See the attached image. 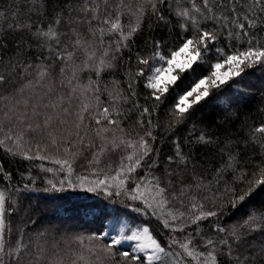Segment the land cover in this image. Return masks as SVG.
I'll use <instances>...</instances> for the list:
<instances>
[{
	"label": "trees",
	"instance_id": "1",
	"mask_svg": "<svg viewBox=\"0 0 264 264\" xmlns=\"http://www.w3.org/2000/svg\"><path fill=\"white\" fill-rule=\"evenodd\" d=\"M59 3L67 12L52 25L60 43L42 40L43 55L29 57L34 67L19 75L13 69L9 87L0 89V193L7 210L5 251L11 254L4 257L5 264L9 259L15 264L17 258L21 264H134L120 255L131 253L127 248L99 237L107 221L119 218L126 220L127 232L146 227L161 244L164 250L151 264H202L210 259L209 251L219 264H236L237 256L243 260L250 249L264 247V185L253 186L239 199L253 173L264 168V133H254L264 125V63L245 67L240 76L212 88L182 120L172 114L171 90L160 101L153 98L145 86L149 64L140 63L157 55L171 58L187 38L199 35L198 29L214 33L211 51L195 73L181 75V90H186L209 76L211 65L224 62L226 55L264 49L261 6L253 7L254 0H209L208 11L203 0ZM39 4L41 0H0V72L8 74L9 62L17 59L12 45L16 33L9 34L13 22L46 26L54 19L30 7ZM84 5L98 11H80ZM181 11L190 15H178ZM113 23L120 27L112 29ZM31 51L35 56L42 49L32 45ZM57 52L73 56L57 61ZM101 60L113 67H102ZM49 63L41 79L38 73ZM140 71L144 75H137ZM30 105L39 108L41 121L53 116L52 137L24 134L18 139L25 125L13 118L27 111L32 119ZM56 118L64 123L55 126ZM141 140L148 145L143 156ZM178 151L186 163L179 161ZM208 211L215 215L206 216ZM250 216L255 222L245 227ZM44 231L54 235L47 245ZM233 233L241 234L239 248ZM208 239L215 249L205 247ZM223 241L232 245L231 255ZM181 245L197 257H188ZM144 264H149L145 257Z\"/></svg>",
	"mask_w": 264,
	"mask_h": 264
},
{
	"label": "snow or ice",
	"instance_id": "2",
	"mask_svg": "<svg viewBox=\"0 0 264 264\" xmlns=\"http://www.w3.org/2000/svg\"><path fill=\"white\" fill-rule=\"evenodd\" d=\"M204 9L206 11L209 10V0H203ZM261 6V10L264 11V0H254V5ZM30 7H33L36 9V12L39 13L41 9L44 10V14L48 15L50 17H54V19L49 21L48 25H36L34 22H25L23 20L19 22H13L9 26V34H11L13 31L16 33V35L13 38L12 45H13V51L14 54L17 56L16 61L13 63L12 61L9 62V65L7 66L9 69V73L5 74L4 72H0V89H7L11 83V71L13 69H19V72H17V75L20 74V72H26L29 68H33L34 65L29 62V57H32L33 59H36L38 56L43 55V48L44 45L41 43L42 40H45L47 38H53L56 40L57 44L60 43L58 33L53 31L52 25L53 24H59L61 23L62 15H67V12L65 10L64 5L59 3V0H41V4L39 5H30ZM153 8L155 10V5H153ZM75 11V9H73ZM80 11L84 12H97L98 7L95 8H88L86 5L82 6ZM197 12L200 11V9H196ZM32 13H29V19H31ZM178 15L181 16H189L190 14L187 11H181L178 13ZM97 17L95 15L92 16V19H96ZM207 18V17H206ZM160 19H163V17H160ZM215 19V17H213ZM247 19V18H246ZM108 18H105L103 23H108ZM193 25L197 24L195 20L192 21ZM112 29H118L120 25L118 23L112 24ZM239 27L243 29L245 27L244 24H239ZM137 29L133 28L132 32H135ZM187 30V29H186ZM101 35H103V29H100ZM198 36H193L191 38H187L186 41L182 44V46L179 48L178 51H174L171 53V58L167 59L166 67H155V65H150L149 71L153 72L154 74L147 76V84L145 85L147 88L153 90L152 95L153 98L157 101L161 100L162 96H167L170 93L173 95V98L175 99V103L173 106V116L177 119H184L186 117L191 116L195 111V106L199 105L202 101L206 100V98L210 95V89L211 88H218L220 85L225 84L230 78L240 76L243 72V67H251L255 63H264V49H257L253 50L249 48L248 51L245 52H239L238 55H226L224 62H216L214 65H211L215 70L211 72V74L204 78H198L197 80H194L192 82V85L189 86L186 90H181V75L185 72H190L192 74L195 73L196 68L195 66L203 62L205 60V56L208 52L211 51V48L209 47V43L216 40V35L212 32L205 31V30H199ZM132 33H129L131 35ZM93 35H95V32H93ZM229 35H232V33H229ZM127 37H124L122 34V39H126ZM0 39H3V37H0ZM77 44H79V41H76ZM32 45H36L37 47L41 48L42 51L34 56L33 52L31 51ZM2 46V45H0ZM117 50H119V43L117 44ZM51 51V50H49ZM217 53L223 55L222 51L220 49L216 50ZM95 54L93 53V56ZM104 55H107V52L104 53ZM73 56L72 52H69L67 54V57L61 55L59 52L55 54V60H64L68 59L70 60ZM184 56V59H179V57ZM91 59V57H90ZM112 59H115V57H112ZM160 60H164L165 58L163 56L159 57ZM140 63L143 64H149L148 60L141 59ZM38 64H42V62L38 61ZM227 64L229 70L225 72H221L220 70ZM23 65V67H21ZM100 65L104 68H111L113 65L111 62L105 63L104 60L100 61ZM3 66V58L0 57V67ZM51 64L49 63L47 69L45 71L39 72L38 75L40 78H44L48 74V70H50ZM101 70L100 67H97L96 71L99 73ZM65 71V68L62 66L60 68V72L63 73ZM137 75H144L143 71H140L137 73ZM72 81L68 80V84H71ZM132 85L129 83V88H131ZM51 91V89L49 90ZM73 93L75 92V89L73 88ZM98 91V90H97ZM32 112V119H29L27 111L23 113V117H14V120H19L21 124H24L25 127L21 128L20 133L17 134L18 139L22 138L24 134L29 135H36L39 134L40 136H49L52 137V131L54 130L53 125V116L51 115H44L43 120H40L41 112L39 111V108L35 105H30ZM51 107L55 108L56 105L53 104ZM87 106H84V109L86 110ZM144 113H147L149 110L145 108ZM105 119L108 117V109L104 110L103 113ZM5 118L7 119V113H5ZM82 120L83 117H80ZM12 121L9 120L8 124H11ZM64 123V121L60 120L59 118H56V125L59 126L60 124ZM99 123V121H97ZM112 123H115V121H112ZM7 126V125H6ZM78 126V125H77ZM254 133H264V125H261L260 127L254 129ZM150 135V133H149ZM11 136H6L5 139H11ZM203 139V137H201ZM51 142L53 144L56 143L54 137L52 138ZM0 143H3V141H0ZM139 146L142 149L141 156L146 155L148 152V145L147 142L144 140H141L139 142ZM11 151V149H9ZM177 155L179 157V161L186 163L185 158L183 155L177 152ZM169 161H172V157L168 158ZM65 163H67L65 161ZM136 166H139L140 160H136ZM134 169L130 166L128 171H133ZM253 176L255 177L253 180H249V189L247 192H245L243 195L239 197V199L242 201L245 199L246 196H248L252 190L253 186L257 185H264V168L260 169L259 174L253 173ZM163 189L160 190V194H163ZM136 198V197H134ZM5 196L3 193H0V264H5L4 257L5 256H11L10 253L5 251V243H6V229H5V217L7 214V210L5 208ZM215 215L214 212L208 211L206 213V216H213ZM204 218V217H199ZM255 222V218L251 217L249 220H246L244 222L245 227H250L251 223ZM219 231H223L220 229ZM144 236L141 237L137 234H132L130 236H123L121 240L127 239V240H134L138 241L140 239H144L146 242L139 245V249H154L156 252H162L164 249L161 246V244L157 241V239L153 238V236L149 233L148 229H143ZM233 235L236 238L237 241V248L241 247V244L243 241L240 240L241 234L240 233H233ZM121 240L114 239L112 241L113 245L120 244ZM223 243L227 247V252L229 255L232 254V245L228 243V241H223ZM212 246L213 249H215V242L211 239H208L206 242V248L207 246ZM11 246V245H9ZM186 251V254L188 257H192L195 259L197 257V253L195 250L188 251L187 245H181ZM121 257L125 260H130L134 262V264H144V257L133 255L132 253H129L127 251L120 254ZM203 255V253H201ZM209 260H205L202 262V264H219V260L217 255L214 253V251L208 252ZM153 257L149 256L147 257V260L149 264H151ZM8 264H12V260L9 259ZM15 264H21L20 259L17 258L15 261ZM236 264H264V247H261L260 249H250L247 256L244 257L243 260L240 259L239 256L236 258Z\"/></svg>",
	"mask_w": 264,
	"mask_h": 264
},
{
	"label": "rangeland",
	"instance_id": "3",
	"mask_svg": "<svg viewBox=\"0 0 264 264\" xmlns=\"http://www.w3.org/2000/svg\"><path fill=\"white\" fill-rule=\"evenodd\" d=\"M159 57L160 56L157 55L152 61H150L149 65H148V68L150 67V65H155V67H161V66L166 67L167 66V64H166L167 60H160ZM179 59H181V60L184 59V56L179 57ZM241 67H243V70L245 69V66L242 65ZM214 70L215 69L213 68V71ZM228 70H229V68H228L227 64H225V66L220 71L221 72H225V71H228ZM152 74H154V73L149 71V75H152ZM230 79H232V78H230ZM106 226H107L106 230L104 232L100 233L99 237L105 238L108 241L109 245H111V246H114L112 244V241L114 239L121 240V238L123 236H130V235L135 233V234L143 237L144 236L143 229L146 228V227H143V228H140V229H135V230L127 232V222H126V220L124 218L113 219V220L107 221ZM146 229H148V228H146ZM148 231H149V229H148ZM44 232H46V233H44L42 235V237L43 238L47 237V241L45 243L47 245L50 241H52V239H54V235L51 232H49V231L48 232L44 231ZM149 233H150V231H149ZM63 236H65V235H63ZM55 240H56V238H55ZM145 242L146 241L143 238L138 240V241L123 239V240H121L120 244H116V245L124 247L125 249L127 248L131 253L135 254L136 256L145 257L146 260H147V257H149V256H152L153 259L157 258V256L161 252H156L154 249H143V250L139 249V245L143 244Z\"/></svg>",
	"mask_w": 264,
	"mask_h": 264
}]
</instances>
